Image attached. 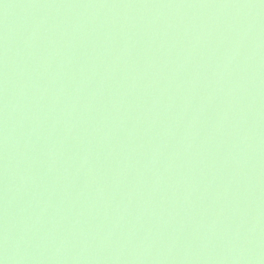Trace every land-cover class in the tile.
Instances as JSON below:
<instances>
[{"label":"water","instance_id":"water-1","mask_svg":"<svg viewBox=\"0 0 264 264\" xmlns=\"http://www.w3.org/2000/svg\"><path fill=\"white\" fill-rule=\"evenodd\" d=\"M0 264H264V0H0Z\"/></svg>","mask_w":264,"mask_h":264}]
</instances>
